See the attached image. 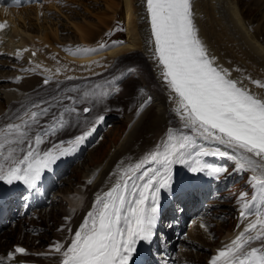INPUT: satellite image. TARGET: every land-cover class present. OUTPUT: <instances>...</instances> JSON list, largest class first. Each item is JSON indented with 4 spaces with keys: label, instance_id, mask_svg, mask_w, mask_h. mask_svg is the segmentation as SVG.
<instances>
[{
    "label": "snow or ice",
    "instance_id": "1",
    "mask_svg": "<svg viewBox=\"0 0 264 264\" xmlns=\"http://www.w3.org/2000/svg\"><path fill=\"white\" fill-rule=\"evenodd\" d=\"M144 5L152 58L168 90L179 128H169L154 147L135 161L121 160L110 173V186L96 193L79 228L74 233L69 224L58 229L66 228L71 239L55 241L50 245L52 252L38 255L56 254L59 264H131L137 246L141 242L151 244L157 236L160 194L173 191L178 179L176 167L185 166L191 173L219 179L227 169L203 158L222 156L236 162V171L253 173L250 180L256 194L248 200L247 194L241 193L240 216L242 220L248 215L256 218L209 264H264V80L234 78L232 70L218 63L199 34L194 0H144ZM9 28L7 22L0 23V30ZM123 43L113 41L101 48ZM21 55L17 52L18 57ZM245 79L259 91L247 87ZM44 83L48 84L49 79ZM108 96V91H84L78 99L65 97L71 103L61 104L54 114L50 115L54 105L40 107L34 103L22 115L9 117L0 125V182H21L36 189L46 170H51L61 157L75 152L104 122L111 109L105 107L94 117L82 118L81 112L92 113ZM152 99L147 96L139 104L137 117L151 105ZM85 103L89 106L78 109V104ZM43 117H49L44 125ZM76 126L81 128L79 135L50 148L41 147L47 138ZM203 142L224 146L232 152L205 147ZM94 180L95 175L87 183ZM64 219L70 221L71 216ZM255 241L260 242L258 247L252 246ZM18 254L28 255L29 251L17 245L8 252L7 260H14ZM4 260L0 257V264Z\"/></svg>",
    "mask_w": 264,
    "mask_h": 264
},
{
    "label": "bare ground",
    "instance_id": "2",
    "mask_svg": "<svg viewBox=\"0 0 264 264\" xmlns=\"http://www.w3.org/2000/svg\"><path fill=\"white\" fill-rule=\"evenodd\" d=\"M72 1L78 3V0ZM93 1L95 3H101V1L108 3L111 11L106 19H110V21L104 24V26L102 16L99 18L100 24L103 25L102 30L101 26L89 30L86 27L75 25L72 21L69 23V26L73 23L72 26L76 27L74 28L79 34V39L77 40L90 42L86 49H96V51L79 57V54L70 52V50L66 49L65 58L69 57L70 60H72V62H69V65L75 64L73 67L76 68V70L64 72L63 75L76 77L78 82H81L83 78L87 77L90 83L95 82L96 87L99 85L98 92L108 91L109 96L105 103L98 106L92 113L86 114L81 112V117H94L105 107L111 109L107 113H117L119 106L121 107L118 95L114 94L117 89L119 90L121 87V84H118V82L128 75L129 78L125 80L123 87L124 90H126L128 89L127 87L130 80L133 79L131 77L134 75L137 76L135 83L139 82L143 85L144 91L151 93L154 98L157 113L155 110L156 115L153 122H155V124L158 122L162 124L164 121L166 124V132L169 128H179V121L171 111L173 106L169 103L168 90L160 80L159 71L152 58L151 45L148 43L150 29L144 0H119L120 2H115L114 0ZM116 3L120 6V9L118 6L114 9ZM246 4H256L258 7H262V10L264 9V0H194L195 20L199 28V34L207 44L211 53L218 58L219 64L232 70L234 78L251 77L252 79L264 80V12H262V16L259 19H255L252 16L246 17ZM51 7L57 10L61 9L56 6V0H47L44 4L36 1L33 4L22 5L20 7H5L4 5H0V23L7 22L10 25L9 29L1 30L0 41H2V43H0V45L6 43L5 48L7 50L19 51L22 53L21 56L27 60L33 59V61L47 62L48 56H46V54L50 52H55V56H58L59 53H57L56 49L50 50L48 47L46 48V44L50 46L53 41L50 40L51 36H59V28L58 25H56V22L59 21L57 14L49 13L46 15L44 11V9L48 10V8ZM57 13L59 12L57 11ZM117 14H123L124 16L126 27L125 37L119 40L124 43L101 48V45H111V40L107 41L104 34H108L111 31L112 24L115 26L114 19L117 18ZM48 15L57 18V21H52V18L50 19ZM60 15L62 14L60 13ZM68 17L70 16L68 15ZM79 19L81 20V18ZM32 25H35L38 29L32 28ZM100 37H102L101 40ZM33 53H35V55H33ZM4 62L5 60H0V66H3ZM67 64L68 62L61 63L59 69L64 71ZM100 64L105 65L103 69H99ZM237 68L241 71H235ZM57 70L56 67H53L52 73H59ZM2 73L3 69L0 68V79H14L12 74ZM24 80L21 81V83H13L12 87H4V96L10 99L8 104L10 106V111L6 113L0 111V125L6 123L5 120L13 116L11 112L12 105L17 102L21 107L24 101L23 95L27 97V92H24L22 95L21 91L23 88L27 87L31 79L26 78ZM1 82L2 80H0V83ZM244 84L254 91H259V89H256L247 79L244 80ZM9 85L7 84V86ZM82 95L83 92L79 91L73 98L78 99ZM129 104L130 101H128L124 111L129 110ZM0 105H3V100H0ZM127 113L132 116V113ZM143 116L144 114L142 113L130 125L121 141L115 145L107 158L97 166L98 169L93 173V176L95 175L94 182L85 186L82 192L71 195L67 194L69 204L72 206L74 205V207L62 206L61 204L59 208L60 211H57V213L60 212V216L55 226L65 222L71 223L72 220L75 221L79 216L76 215L80 209V212H82L81 222L74 225V230L76 231L94 202L96 194L92 196L91 191L94 190L93 188L97 189L99 186L105 184L102 190H107L110 186L109 170L113 161L119 157L126 162L135 161L150 149L143 150L147 144L137 142ZM128 119H130V117ZM67 130L69 131L67 134L57 133L56 136L47 138L45 144L41 147H52L51 144H59L61 140H70L75 135L80 134L81 128L76 126ZM99 153L100 151L98 150L95 152V159ZM229 162L231 161L229 160ZM174 188L175 186H173V189ZM165 194L166 192H161L160 200ZM73 209L75 210L74 212ZM39 214L45 218H52V216H50V211L46 209V207L43 208ZM65 216H71V220L65 221ZM45 232H48V230ZM60 232L61 231L55 229L51 230L52 236H57L64 240L71 239V234L67 230L65 233ZM205 233L206 232L200 226H195L191 229V235L194 237L202 236ZM4 235L8 236L5 240L0 238V249L4 251L0 252V257L7 258L5 251L11 247L12 244L20 242V240H24L23 242L29 247V253L31 254L29 257L35 259L36 264L41 263L36 260L35 254L52 252L50 246L43 247L49 243L48 239H46V241L44 239L48 237L46 234H42L40 237L33 236L30 233L24 234L21 229L17 228L15 231H5L0 237ZM259 245L260 242L252 244V246L256 247ZM204 254L205 251L199 252L196 255L197 258L193 259H198V261H200ZM38 256L42 260V264H56L59 261V256L56 254ZM25 257L26 256L22 257L17 255L14 260L5 259L3 264H18V262L21 259H25Z\"/></svg>",
    "mask_w": 264,
    "mask_h": 264
},
{
    "label": "rangeland",
    "instance_id": "3",
    "mask_svg": "<svg viewBox=\"0 0 264 264\" xmlns=\"http://www.w3.org/2000/svg\"><path fill=\"white\" fill-rule=\"evenodd\" d=\"M77 1V0H76ZM115 2H120L119 0H114ZM72 0H56V6L61 8L59 10L53 9V7L44 9L45 14L49 13H56L59 19V23L56 22L59 28L57 37L51 36L50 40L52 41L51 47H56L59 49V52L63 49H68L70 52H74L76 54H79L78 56L87 55L90 52H83L81 49H86L88 42H82L78 41V33L76 31V27L74 28L72 26L73 23L77 26L86 27L87 29L91 30L93 28H97L101 26V30L103 29V25L108 23L110 19H106L108 15H110V7L107 2L101 1V3H95L93 0H78V3L73 2ZM81 3V4H80ZM247 5V6H246ZM245 9H247L246 17L252 16L255 19H259L262 16V12H264V9L262 10V7H258L256 4H246ZM118 4L114 6V9H116ZM120 9V6H118ZM253 8V9H252ZM259 8V9H258ZM52 9V10H51ZM86 9V10H85ZM57 11L59 13H57ZM60 13L63 15H60ZM81 14V15H78ZM68 15L70 17H68ZM72 15V16H71ZM76 15V16H75ZM52 21H57V18H54L51 15H48ZM80 16V17H79ZM103 18V25L100 24V17ZM245 16V15H244ZM123 14H117L118 21V27L115 29L116 31L110 35H106L105 37H108L109 40L112 41H119L121 38L125 37V22L123 18ZM81 18V20L79 19ZM84 18V19H83ZM106 19V20H105ZM73 22L71 26H69L70 22ZM44 22V21H43ZM115 22V21H114ZM66 24V25H65ZM105 26V25H104ZM32 28L38 29L35 27V25H32ZM33 31V30H32ZM128 32V31H127ZM93 34V32H92ZM128 36V33H127ZM53 37V38H52ZM96 37V36H95ZM94 37V38H95ZM57 38V39H56ZM88 38V37H87ZM53 44V45H52ZM92 52V51H91ZM106 52V51H105ZM76 56V57H78ZM69 58V57H68ZM68 58H65L63 56H57V58H49V62H52L53 64H61L64 63V61L67 63L69 60ZM64 59V60H63ZM0 60H7L11 62V65H8L6 62H4L3 67H0L3 69V72L8 70V73H12L13 75H16V72H26V74H22V78H24L27 74V72L32 71L34 74V77L31 81H29V84H27V87H34L31 95L29 98L25 101V103H28L25 110L31 107L32 104H39L40 107H44L45 103H41L42 101H48L52 96L47 92L45 87H52L53 85L57 84L54 88V98H58L56 96V93L60 90V88H65L66 84H64V81H69L72 83L75 90H78L76 86V80L74 78L68 79V77H62V79H59V76H51L47 70L42 69L38 65L34 63L31 64V61L26 60L24 57L19 56L15 57L9 53H5ZM105 65L100 64L99 69H103ZM28 68V69H27ZM32 69H35L34 71ZM49 79V83L46 84L45 87H42V84H44L45 79ZM129 78L128 75L124 77L122 80H120V84H122L119 91L115 92L116 95H118V98L120 99L121 107L119 106V110L117 113H107L105 116V120L102 124H100L96 131L92 134V137L90 140L85 144V146L81 149L79 154L75 157L73 162L68 165L67 170L65 173L61 176L62 184L60 185V188L56 190L55 198L56 200L53 201L52 205H48L47 209L50 211L52 218L49 219L45 217L38 216V218L34 219L31 218L30 221L32 223L38 222L41 224L39 227L38 233H32L29 230H27L26 223L21 221V226L19 221L10 224L7 227H5L0 235H2L5 231H15L17 228L21 229L23 233L25 234H35L33 236H41L42 234H46L48 237L51 234V230L54 228V225L56 222H58L60 212L57 213V211H60V205H66L67 207H74V205H70L68 202V195L75 194L78 192H82L85 186H87V181L89 180V177L91 175L92 170L97 167L100 163H102L105 158L109 155V153L113 150L115 145H117L122 137L125 135L127 130L129 129L130 125L138 118L136 116V111L139 107V104L143 102L144 99L147 98V96H152L151 93L143 91V93L140 92V89H143V86L135 81L137 80V76H132V80H130L128 89L124 90V83L125 80ZM75 84H74V81ZM13 80H4L0 83V100H3V105H0V111H5L9 107V101L10 99L6 98L4 96V87L6 84L11 83ZM25 81V80H24ZM80 88L84 89H93V85L89 84L85 81L82 82ZM9 87V86H8ZM67 91V96H69L70 90ZM96 91V90H95ZM52 98L51 105H54L51 108V114H54L58 110L56 99ZM128 101H130V104L128 105L129 110L124 111V108L127 106ZM118 104V105H120ZM82 104H78V109H81ZM127 107V109H128ZM24 110V111H25ZM157 113V107L154 103V98L152 99L151 105L143 112L144 116L142 119V123L140 126V134L137 138L138 143H144L147 144L146 146H154V144H157L161 138L166 133V124L163 121L162 124L160 122L156 123L153 122V119ZM23 111V112H24ZM120 111V112H119ZM21 112V113H23ZM132 113V116L128 115V113ZM155 113V114H154ZM130 117V119H128ZM49 117H43L41 119V124L44 125L48 122ZM153 123V124H152ZM161 124V125H160ZM154 126V127H152ZM151 129H150V128ZM169 127V124H168ZM152 130V131H151ZM205 147H220L221 150L232 152L231 149H226L224 146H218V145H209L206 142H203ZM145 146V147H146ZM144 147V148H145ZM100 151V153L96 156H94L96 151ZM103 150V152H102ZM215 158L216 163H212L211 159ZM208 163L215 164L217 166L225 167L227 171L225 173L220 174L223 178L230 177L232 181V185H230V188L236 187L239 183H243L245 188V192L250 188L251 181L250 176L248 175L249 170L238 172L235 170L236 168V162L231 161L229 162L227 158H224L222 156H208V159H204ZM120 162L121 160L117 158L115 162ZM114 164V163H113ZM115 168V166H113ZM59 182V183H60ZM68 194V195H67ZM222 207V205H220ZM30 221L27 222V224H30ZM218 224L224 226L225 230L228 226V222H219ZM217 224V225H218ZM215 225V227L217 226ZM48 232H45L47 231ZM218 232H223V230L217 228ZM217 231L213 234L211 231H207L206 235H202L201 237L204 239V241L201 240H195L193 242V246L190 247V251L188 252L189 256L196 257V254L199 252L204 251V247H200L201 245H205L207 249L206 252L211 248L212 242L216 241L215 237L217 234H219ZM8 235H4L0 237L2 240H5ZM46 241V238H44ZM24 241V240H22ZM209 248V249H208ZM205 254L201 258V261H204ZM199 262L191 263V264H199Z\"/></svg>",
    "mask_w": 264,
    "mask_h": 264
}]
</instances>
